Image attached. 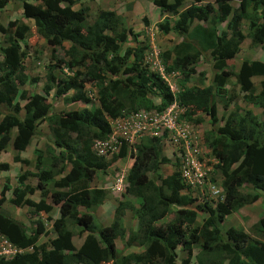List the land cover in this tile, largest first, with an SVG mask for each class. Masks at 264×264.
Here are the masks:
<instances>
[{
	"label": "trees",
	"instance_id": "16d2710c",
	"mask_svg": "<svg viewBox=\"0 0 264 264\" xmlns=\"http://www.w3.org/2000/svg\"><path fill=\"white\" fill-rule=\"evenodd\" d=\"M9 1L0 0V8ZM17 1H22L23 16L33 22L37 34L53 47L63 48L64 55H54L44 94L28 96L19 86L36 80L24 74L27 52L21 45L31 27L19 19L0 23L6 41L0 46V150L11 144L13 161L26 163L20 152L30 144L42 120L49 123L53 146L58 148L50 161H44L41 151L34 149L36 170L17 176L18 185L12 188L9 201L32 207L33 214L50 213L57 206L59 216L52 220L54 236L47 244H38L40 234L49 232L39 219L27 226L0 211V236L22 249L10 258L0 257V264H264L263 214L253 225L258 237L234 226L223 233L220 228L227 215L259 198V193L250 195L241 187L264 192V61L243 58L238 70L229 64L247 37L264 49V0H212L204 5L191 3L181 10L183 0L152 1L174 16L159 22V30L180 38L172 50L161 53L164 73L177 70L181 74L176 94L162 74L144 64L148 45L137 40L138 34L115 10L100 8L90 22L87 7L73 8L81 0ZM233 1L238 5L233 6ZM242 20L248 21L246 33L240 28ZM143 21L148 23L146 17ZM131 37L137 40L136 45L129 44ZM64 42L70 43L68 48ZM200 56L210 60L209 84L187 85ZM60 66L79 69L71 76L53 75ZM231 77H235L238 89L227 96L226 84ZM254 77L260 78L257 87ZM91 81L96 82V105L57 113L51 110L52 103L45 98L51 91L54 100L66 95L63 100L69 103H89L85 84ZM149 95H157L160 103L152 104ZM240 99L261 108L263 118L240 105ZM174 100L184 107V118L199 121L195 115L202 113L212 125L218 122L216 103H222L226 111L223 124L208 130L201 140L217 160L212 180L220 178L224 199L215 205L205 202L189 208L197 196L181 180L178 162L165 155L160 137H144L135 144V152L123 146L114 154L119 160L132 158L133 162L125 174L123 199L117 201L110 224L100 225L94 209L104 202L107 192L90 188L89 183L96 173L105 172L111 161L92 150L94 139H107L108 119L123 110H161ZM167 165L172 169L168 167L162 174ZM9 168L8 162L0 161V171ZM29 176L37 179L34 186L26 182ZM47 183L53 185L52 191ZM8 189L11 187L4 184L0 190V203ZM36 189L40 190L37 201L28 197ZM128 210L136 219L135 227L124 219ZM171 211V219L158 223ZM199 211L207 214L200 224ZM74 234L83 238L78 247L73 243ZM117 238L143 251L118 253Z\"/></svg>",
	"mask_w": 264,
	"mask_h": 264
},
{
	"label": "rangeland",
	"instance_id": "374dc122",
	"mask_svg": "<svg viewBox=\"0 0 264 264\" xmlns=\"http://www.w3.org/2000/svg\"><path fill=\"white\" fill-rule=\"evenodd\" d=\"M29 2H34L33 0H27ZM153 0H81L76 3L73 8L77 9L80 6H85L88 9V21H92L96 12L102 9H113L118 14H121L127 25L132 27L133 33L138 34L137 40H142L144 43L148 45V48L145 53L144 64L152 71L159 72L162 74L164 79H166L172 93L176 94L179 90V84L181 80V74L179 71H174L170 74H165L163 70L162 57L161 53L165 52L167 49L172 50L173 45L180 41V38L176 36L175 33H162L158 28V23L163 21L165 17H169V19L173 18V14L169 11H162L159 7L155 6L152 2ZM206 2H213L212 0H183L180 6V10L187 7L191 3H195L197 5H204ZM238 1H233L232 5L236 6ZM146 17L148 23L145 24L143 19ZM19 19L23 22L27 23L31 30L28 33L27 37L22 40L21 45L24 47V50L27 52L26 56L23 58L24 63V74L27 79H36V80H27V82L23 85L19 86V91L25 90L28 96H31L34 93H39L41 95L43 92V85L46 82L48 67L55 63L54 55L57 57H63L64 50L59 49L57 47H53L49 41L45 40L42 36L37 34L33 22L30 19H26L23 16L22 10V1L10 0L3 8H0V23L2 25H6L9 21ZM224 26L222 25V28ZM241 30L246 33L248 31V21L242 20L240 23ZM133 37H131L130 45H136V41ZM6 44L5 37L0 33V46H4ZM70 45L69 42H64V47L68 48ZM55 49L54 51H52ZM153 50L158 51V56L155 58L153 54ZM237 57L231 59L229 64L233 66L234 70H238L241 60L243 58L246 59H258L264 61V49L259 45L252 42V40L247 37L241 44V50L236 55ZM210 61V60H209ZM208 60L203 57H199L196 63V73L192 75L191 80L187 85L196 84V85H207L209 84V80L211 79L212 69L211 64ZM79 69V67H73L72 69L63 67H56L52 74L60 75L63 73L66 76H71L74 74V71ZM256 87L258 86L259 77H254L253 79ZM226 95L229 96L232 89H235L237 92L238 85L235 83V77H231L226 84ZM85 91L89 97L90 102L87 104L82 103H69L63 98L68 96L63 95L58 98V100H54L52 98V91L50 94L45 95L46 101L52 103V111L60 112V111H68L71 109H77L83 106H92L96 105L97 99V87L96 82L91 81L85 84ZM148 98L151 100L152 104H159L160 98L157 95H149ZM24 103V101L22 102ZM217 119L218 122L215 125H212L208 119V116L202 113H198L195 116L199 117L201 120L194 121V119H188L193 122L198 127V134L200 141L202 143V135L210 130L217 129L218 125L223 124L224 118L223 115L226 113L224 108L222 107L221 102H217ZM239 104L244 106L245 108L251 109L259 118H263L261 108L257 107L252 103H245L244 101L239 100ZM1 118V116H0ZM194 118V116H193ZM187 119V118H186ZM53 135L50 130V125L48 122L44 120L40 121L37 126V133L31 140L30 144L25 148L24 151L20 152V156L22 158L27 159L26 163L23 162H14L13 156L15 151L12 149L11 144H9L6 148L0 150V161H6L9 163L10 168L7 171H0V190L2 189L4 184H7L11 189L6 190L4 195V200L0 203V211L9 215L25 223L27 226H32L33 222L36 219H39L42 222V225L46 230H48V234H40L37 243L38 244H47L50 237L54 236L51 232V224L52 220L56 219L59 216L57 206H54V209L50 213L38 212L32 213L34 209L32 207L27 206H15L13 205L9 199L12 195V188L17 186V176L24 171H35L34 160L36 155H34L33 151L35 148L39 149L42 153V157L50 161L51 153H56L58 148L53 146ZM93 145V144H92ZM47 146L50 148L47 149ZM95 152V150L93 149ZM165 155H167L166 151L163 150ZM110 155L108 158L110 162V166H108L105 172H98L94 175L92 180L89 183L90 188L97 187L103 188L107 192V197L104 202L98 207L94 209V215L96 222L102 226L110 224L113 214L114 208L117 205V201L123 199L122 193L124 192L125 186L121 191L115 189L116 180L121 175H124L128 171V168L132 165L133 159L127 158L125 160H119L118 158ZM45 164V163H44ZM49 162H46V165ZM163 167V166H162ZM161 167V168H162ZM170 165H167L163 168V172L168 169ZM172 169V167H170ZM59 175L56 176V178ZM217 178V183L219 184L220 178ZM26 182L30 185L34 186L37 183V179L35 177L29 176L26 179ZM47 189L49 191L53 190V185L51 183L46 184ZM241 190L244 193H249L250 195L254 193H259V198L255 201H251L245 203L239 210L232 212L227 215L225 220L221 223V231H223L230 227L234 226L236 228H242L245 232H248L253 237H258V234L253 231V225L257 224L259 217L264 215V192H259L250 186H245V189L241 187ZM29 198L37 201L40 198V190L36 189L32 194L28 195ZM47 202H50V197L46 198ZM208 203L209 205H213V200L209 199V197L198 195L194 198L192 204L189 205V208L195 209L198 204ZM137 207V205H135ZM176 206H173L172 209H175ZM207 214L199 211L197 216V222L200 224L204 220ZM173 217V212L171 211L165 218H163L158 223L166 222ZM125 220H129V224L132 227L136 225V219L133 218L131 211H126L124 215ZM83 238L78 236L77 234L73 235V243L76 247H78ZM116 245L118 248V253L126 254V253H139L143 251V248L137 246H128L124 243V240L119 238L116 239ZM16 251H22V249H17L16 247L11 246L9 249L8 244L5 242L4 238L0 236V257L10 258ZM197 251V249H194ZM181 254V251L179 252ZM184 256L185 253H182Z\"/></svg>",
	"mask_w": 264,
	"mask_h": 264
},
{
	"label": "built area",
	"instance_id": "2783aa9c",
	"mask_svg": "<svg viewBox=\"0 0 264 264\" xmlns=\"http://www.w3.org/2000/svg\"><path fill=\"white\" fill-rule=\"evenodd\" d=\"M155 58L158 51L153 50ZM183 106L174 100L164 109L123 110L114 118H109L110 133L107 139H95L92 150L97 155L108 158L118 154L122 147L136 151L135 144L144 137H160L163 149L168 152L172 161H177V169L183 183L187 184L194 195L207 196L218 203L224 199L220 184L212 180V171L217 162L211 156L210 149L201 143L198 127L184 118ZM116 188L119 191L125 186L123 175L117 178ZM5 240V239H4ZM11 249V244L5 240Z\"/></svg>",
	"mask_w": 264,
	"mask_h": 264
},
{
	"label": "clouds",
	"instance_id": "9594fccd",
	"mask_svg": "<svg viewBox=\"0 0 264 264\" xmlns=\"http://www.w3.org/2000/svg\"><path fill=\"white\" fill-rule=\"evenodd\" d=\"M95 140V139H94ZM163 150H165L166 152H167V150L166 149H163ZM167 155H168V152L166 153ZM166 155V156H167ZM123 177H124V175H123ZM182 180V179H181ZM124 181H125V177H124ZM125 184H126V181H125ZM217 204V203H216ZM213 205H215V203H213Z\"/></svg>",
	"mask_w": 264,
	"mask_h": 264
}]
</instances>
